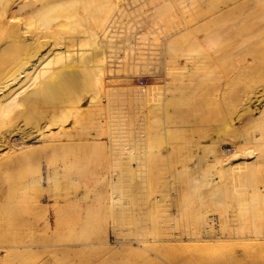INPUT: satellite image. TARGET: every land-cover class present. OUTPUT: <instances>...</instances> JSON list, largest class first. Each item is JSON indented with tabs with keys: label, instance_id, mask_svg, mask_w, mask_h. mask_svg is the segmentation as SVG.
<instances>
[{
	"label": "rangeland",
	"instance_id": "obj_1",
	"mask_svg": "<svg viewBox=\"0 0 264 264\" xmlns=\"http://www.w3.org/2000/svg\"><path fill=\"white\" fill-rule=\"evenodd\" d=\"M167 1L146 0L145 3L139 6L143 7L141 10L135 11L132 14L125 16V20L120 24V43L118 44L119 48H117L119 57L116 56L119 59V63L117 62L116 57L110 59H113V61L117 62L118 68H116L111 73H116V75L118 76L116 78H106V81L108 82V84H110L109 82L112 79H116V84H118L121 88L128 86V88L130 89H125L123 92L119 91V93H117L113 99V104L110 106H106V109L103 112L104 114H102L103 118L100 117V123L102 122L100 125V127L102 128L100 129L102 131L101 133L103 147L100 150H95L93 148L94 146L91 145L93 147L89 146V149L84 148L86 151L84 150L83 152L82 150L83 154L81 155V150H76L77 148L74 149L73 146H66L65 148H63L66 149L63 152L62 147L47 149L45 148V144L43 145V143H37L33 145L36 147H33L34 152L32 151L28 153L27 156L24 155V160L23 162H19L20 165L17 164L18 167L17 165L9 168L6 167V170L4 169V172L0 171V245L14 243V241L17 242L18 240L28 236V234L32 231L36 232L38 237H35L39 238L38 240L41 244L47 245L48 243L47 247L41 246L42 248L40 247L35 252L30 253H25V249H23V253L22 249L14 248L11 250L10 258L8 257L7 260L1 262L0 264H242V261H244L243 253L245 252V247L243 245V242L241 240L229 239L232 236L237 235V230L240 229L242 225H244L245 215L242 212L243 210H237V208H239V204L230 201L231 208L227 209L228 212L227 214H225L224 210L226 206H221L220 209H217L214 198L212 196L218 191H227L228 189V191H230V194H233V192L235 193L236 189L240 188L234 181L232 172H230L229 168H227L230 166H228L227 160L225 158L228 157L227 159H229V157H231L229 155H232V151L234 149L232 143L236 140V138L238 139L242 132L245 130V128L243 129V127L249 125L250 122H252L249 120L250 117L247 116L245 117L246 120L245 118L240 120L244 121V126L242 122L238 121L236 123V128L242 130V132L238 129H235L238 132L233 130L235 132L234 133L233 131H231L232 129H229L228 120L230 118L229 115L231 114L232 94L229 90L228 93L226 89L229 88L225 87H227L226 83L230 74L229 70L231 68V65L229 64L230 62H228V59L225 60V56L220 55V52L222 50V54L226 55L225 53H227V51H229L230 47L232 46L231 42L220 43L215 38L214 41L216 40L217 43L219 42L218 44H216L215 42L212 43L213 45L208 44L206 46V44L204 43L203 46H205L206 48H202L201 46L196 44L194 48L196 51L192 50L194 47L193 44L195 43L191 42L190 45L192 49L190 48V46L188 48L189 50L191 49L192 52L188 51V53L191 55L194 53L193 55H195V57H192L197 59V62H199V58L197 57L201 54H204V56L207 55V57L205 58H208L209 56V60L207 59V61L205 58L202 60L200 59L199 64L204 61L201 63L203 67L198 66L196 70H193L192 67L194 65V62L192 60L191 63L186 59L184 60V58H180L181 62L184 60L188 63H191H183L184 66H187L186 71L189 70V74L186 71H182L185 70L184 66L183 68H181L183 64L179 67L178 65H175L176 61H174L173 66H175V68L177 67V70L174 71V78H176L177 80L175 81V83L177 82L176 85L181 83L182 81H186L188 77L190 78L188 80L193 79V82L196 83V75L204 78L203 85L199 87L201 88L199 89V91L197 89V93L196 90L194 92L191 91V93L187 92V96H183L184 98L187 97L186 100L182 97V100L179 101V104L177 105L179 109H177V112H175L173 114L174 116H172L174 117V123H169V125L173 124L178 125L179 128L182 127V130L165 133L168 137H166L165 134H162V139H158L160 140V142L158 143V141L152 140L154 142L150 146H146V144L147 142L148 144L151 143H149V141H151V138H146L143 142H141L140 148L137 147L134 151L132 149V152L131 150H126V148L128 147H125L124 151L123 149L120 150L121 145L119 144L128 142L131 132L134 131L135 128L141 126V121L143 120H141V118L139 117L140 113L147 110L145 101H140L138 95H140V92L150 87L152 89H157L163 95L164 93L166 94L167 70L169 67V63L165 61L163 62L164 64L161 62H157L158 64L155 63L157 67H154V65H145L143 68H141L139 65L131 63V60L127 59V57L129 55H137V52H145L142 49L147 46L143 45L142 43L148 42L144 39L146 36V32L150 34V38L156 37V39H159L161 41L165 36L164 34L169 31L168 29L172 28L171 22L173 27L176 25H181L180 27H182V21H186V19L188 18V22L190 21L189 23L192 22L193 24V21L196 22L195 19H197V13L199 12L201 5L205 6L207 4V7L209 5H212V9L210 8L211 10L209 8H206L208 12H211L227 0H216L218 3L217 5L215 4L216 1L214 2V0H208L209 2H206V0H201L202 2L200 0H175V2L171 0ZM124 2L125 0H119V6H121V4H123ZM141 2L142 0H138V3ZM147 5H156L157 7H155V13L149 20L150 23L145 25L141 21L143 20L144 16L151 13V11H146L147 8L145 6ZM196 7H198V9ZM183 9L184 12H182ZM190 9H195L193 10L194 12H196L195 15L193 14V11H190ZM183 13L185 15H183ZM190 13L191 16L189 15ZM188 15L190 16V18ZM180 18L181 21H179ZM214 22L215 21L211 23L212 25H208L210 26L209 29L208 26L206 27L207 29H203V32L208 33V30H210L211 27H213V31H215V29H218V27H220V24H222L221 21H219L217 24L216 22ZM169 24L171 27L167 26ZM215 24L217 28H215ZM136 31L141 32L137 34L136 37L141 43V45H139L138 47L142 49L130 50L128 48L129 43L124 41L125 33ZM261 36H263V34H261ZM193 37H191L187 42L182 40V42L180 43L184 44L186 42L184 45L186 46L187 44L188 46V43H190V41L195 42L192 39ZM208 48L210 50L209 52L206 51L208 50ZM214 49H218L217 52L220 53H218L219 56ZM130 52L135 53L131 54ZM214 52L216 53L215 55L213 54ZM262 53L260 52L259 54ZM196 54L198 56H196ZM212 55L214 56L213 58ZM221 56L222 58H220ZM258 56H260V58L262 59L264 57V54ZM260 58L257 62L259 64ZM195 59L194 61H196ZM223 59L224 61H221ZM211 61H213V64ZM219 61L221 63H219ZM138 62H140V60ZM254 62L256 63V61ZM215 63H217L218 65ZM257 63L252 65L260 66ZM204 66L208 70H206ZM153 67L156 69H154ZM189 67H191L192 70ZM208 67H214V70L211 71H214L215 73H212ZM200 68H204V71ZM227 68L228 70H226ZM256 69H258L257 66ZM193 71H197L196 73L194 72V75L196 74L195 76L192 74ZM206 71L209 75L211 74V77L209 75L207 76ZM184 74H186V76H183ZM226 75H228L227 78ZM249 75L250 74H248L247 77L245 76V78H243L242 83L244 81L247 82V78H252V76ZM215 78L217 79L215 80ZM208 79L212 81L210 82ZM239 83L235 84L236 86L233 90L238 91L242 88L241 82ZM206 85H208L209 87ZM224 92H227L226 95ZM104 98L105 97L102 98V101L103 103L105 102V104H107V99ZM205 98H207V100ZM216 98L218 100H216ZM183 103L187 104L182 105ZM192 103L195 105L193 106ZM182 106L187 107H185L184 110ZM194 108L195 110L192 111L191 109ZM186 109L189 111H186ZM69 113L72 114L71 111H69ZM73 115L74 114H72L71 117V115L69 114L68 117L71 118L72 121L71 122L69 119L68 120L70 122L67 121L68 130L71 132H69L68 135L71 134L69 137L76 139V132H72V130L75 131V129H73V127L69 128L73 125L75 126V124H72L75 123V121L73 120V117L75 118V116ZM259 115L260 114L256 112H254V114L252 115L250 114L252 120H254L255 117V119H257ZM211 116L213 119L211 118ZM89 117H79L77 119L75 118V120H77L78 122H76V125H81L79 127L75 126V128L77 127L76 131L81 127L77 132L79 138L82 135V137H85L88 132L91 134H95L97 132V130H95V125L100 123H97V120H93L92 117V119L90 120ZM92 121H94L95 125ZM138 123L140 124L138 125ZM238 123H241L242 126L239 124V127H237ZM193 125L198 126L199 132L196 131L197 133L194 132L193 134V131H190L191 126V129H193ZM213 126L216 130L214 129L212 131V128H214ZM217 126L218 129L222 131H218ZM57 127L58 126L54 125V130L57 129ZM115 130L117 131V134L113 135L112 132ZM80 131L82 133H85L78 134L80 133ZM240 132L241 134L239 135ZM89 133L87 134V136L91 135ZM173 133L178 134L175 135ZM205 133L208 136H206ZM216 133L218 134V136ZM73 135L74 137H72ZM142 135L146 136L145 134ZM170 135L175 136L171 137ZM113 137H115L114 141H112ZM200 140H202V142H200ZM113 142H115V144L117 145L116 147L112 145ZM155 142H157L158 144L156 145ZM193 142L198 144L200 142V144L203 145H201L203 150L202 148H198L199 151L196 150V145L198 144H194ZM174 144L177 146H174ZM70 147H72V151L69 150ZM172 148H174V151H180H178V153L177 151L174 152ZM73 149L75 150V152ZM164 149L165 151H163ZM76 151H78V153ZM97 151H99V153H97ZM138 151L140 152L138 153ZM72 152L75 153L76 158H78L79 156V161L73 158L74 155L72 154L74 153ZM70 153H72L71 158ZM41 154L43 158H41ZM43 154H45V156ZM67 154L69 155V159L67 158ZM124 156L128 157L130 161L133 160V158L134 160L131 161L132 163L130 161L128 163L129 159ZM161 156H164L165 160L164 157L163 159L160 158ZM80 157H82L83 161ZM71 159H74L76 163H80V166H62V161L64 162L66 160L65 162H67ZM126 159L128 160L126 161ZM136 160L138 161L135 162ZM221 160H223V162H226L227 165ZM81 161L83 162V165ZM242 161L243 160H241L240 162ZM86 162L87 164H85ZM174 162L176 163L174 164ZM215 162H222L223 164H217ZM218 165H220V168ZM135 167L138 168V170ZM138 173L141 175H139ZM230 181H234L232 182V185ZM138 183L143 185H139ZM234 183H236V186L234 185ZM234 186L235 191L233 189ZM158 190H160V192ZM114 197L116 199L113 202ZM235 198V201H237V197ZM160 199L162 202L160 201ZM232 200H234L233 196ZM236 205H238V207ZM155 207L158 208V210ZM159 208L161 209L159 210ZM161 213H163L164 215ZM204 215L210 217L212 216L213 218L216 215L221 217L218 221V217L216 216L214 218V220H216L214 221V224L216 225L219 232L223 234L224 238L227 237L226 239L220 242L210 240H189L187 242L188 239H186L184 242H182V244L181 242L177 241L179 244L174 243L176 245L173 246H167L169 242L164 243L160 241L161 239H166L170 236L178 237L179 234H181V232L185 230V228L186 231L190 227L191 228L189 230H193L194 228H196V225L199 224L198 221H200L204 217ZM167 218H169V222ZM46 221L48 223L50 222L51 224L47 226L48 223ZM45 223H47L46 226ZM201 223L202 221L200 222V224ZM106 231L113 232L111 235V241L115 242L117 238H121L125 241L132 242L134 246L131 250H126L127 252H124L123 254L115 251L117 249L115 246L114 249H111L112 251H109V248L107 249L106 247L102 248V246H85L84 248L80 247L77 253L75 250V253H73L68 252V250L65 249L68 248L69 244H80V241H82V243H86L87 241L91 242V240H96ZM44 241L47 243H45ZM141 243L142 246H145V244L151 245H146L145 248H138V245ZM153 243L156 246L151 247ZM6 255L5 252L0 251L1 258H4ZM236 255H238L236 261L233 260L234 262H231L232 257ZM192 258H194V260L189 261L192 260ZM241 258H243V260ZM239 259L240 261H238ZM186 261H188V263Z\"/></svg>",
	"mask_w": 264,
	"mask_h": 264
},
{
	"label": "bare ground",
	"instance_id": "obj_2",
	"mask_svg": "<svg viewBox=\"0 0 264 264\" xmlns=\"http://www.w3.org/2000/svg\"><path fill=\"white\" fill-rule=\"evenodd\" d=\"M145 1L146 0H142L141 3H138V0H125V2L121 4V6H119V0H0V171L1 172H4V169L6 170V167L7 168L14 167L17 164L20 165L19 162H23L24 160L23 156L24 155L27 156L28 153L32 152L33 147H35L33 145L37 143H41V144L43 143V145L45 144V148L47 149L48 148L53 149L59 147L60 148L62 147L63 149L66 146H73L74 149L77 148L76 150L78 149L79 151L81 150V155L83 154L82 150L84 152L85 150L84 148L89 149L88 147L91 145L94 146L91 147H93L95 150H100L103 147L102 133H101L102 131L100 129L102 128L100 127L102 122L100 123V117L103 118L102 114H104L103 112L105 111L106 106H110L113 104V99L115 95L119 93V91L123 92L125 89L128 90L130 89L128 88V86L121 88L118 84H116L115 81L116 79H112L109 82L110 84H108V82L106 81V78H116L118 76L116 75V73H111V72L114 71L116 68H118L117 62L119 59L117 57H119L118 55L119 52H117V48H119L118 44L120 43L119 41L120 24L123 23V21L125 20V16L132 14L135 11L141 10L143 7H139V6L145 3ZM171 1L175 2V0H171ZM207 1L208 0H206V2ZM215 1L216 0H214V2ZM217 1L215 3L216 5L218 4ZM205 6L201 5L199 12L197 13V17H196L197 19H195L196 22L193 21V24L192 22L189 23L190 22V21L188 22L189 19L188 18L186 19L183 16L185 15L184 13L182 16L186 19V21H182L183 22L182 27H180L181 25L180 26L176 25L173 27L172 22L170 20L172 28L168 29L169 31H167V33L164 34L165 36L162 38L161 41L159 39H156V37L150 38V34L146 32L145 33L146 36L144 39L145 41L148 42L142 43L143 45L147 46L143 49L138 47L139 45H141V43L138 41V38L136 37L137 34L141 33L140 31L125 33L124 41L129 43L128 48L130 50L142 49L145 51L143 53L137 52V55L136 54L132 56L129 55L128 56L129 58L127 57V59L131 60V63L139 65L141 68H143L145 65H154L155 67L156 64L160 62L163 63L166 61L169 63L168 64L169 67L167 70L166 94L164 93L163 95L157 89H152L150 87L151 89L150 88L145 89L142 92H140V95H138L140 101H145L147 110L140 113L139 117L141 118V120H143L141 121V126L135 128L134 131L131 132L130 139L128 140V142L119 144L121 145L120 150L123 149L124 151L125 147H128L126 148V150H131L132 152V149L134 151L137 147L140 148L141 142H143L146 138L147 139L151 138V141H149V143L150 142L151 143L148 144L147 142L146 144V146L147 145L150 146L155 140L158 141L159 143L160 140L158 139L159 138L162 139L161 138L162 134L169 133L172 131L176 132L178 130H182V127L179 128L178 125H173V124L169 125V123L170 124L171 122L174 123L173 121L174 117L172 116H174L173 114L177 112V109H179L177 105L179 104V101L182 100V97L187 96L186 94L187 92L191 93V91L194 92L196 90L197 93V89L199 91V89H201L199 87L203 85L204 78L201 76H197L196 74H195L196 76L194 75V72L196 73L198 71L197 70V71H193L192 73L195 76L197 83L193 82L192 78H191L192 80H188L190 79L188 77V79L186 78L187 79L186 81H182L181 83L176 85L177 82L175 83V81L177 80L176 78H174V71L177 70L176 69L177 67L175 68V66H173L174 61H176L175 65L176 66L178 65L180 67L184 62H186L184 61L185 59L188 62H191L192 60L194 62L192 69L196 70L198 66L201 67L202 66L201 63L204 62L202 61L199 64L200 59L201 60L204 59L205 57H207V55L204 56V54L200 53L201 55L198 56L196 54V56H198L197 58H199V62H197V59L194 58L195 57V55H193L194 53L192 55L188 53V51H191L192 49L190 45L191 42L195 43L193 44L194 47L192 50H195L194 48L196 44L201 46L202 48L205 47L203 46L204 43L206 44V46L208 44L213 45L212 43L216 42V40L214 41L215 38L220 43L231 42L232 46L230 47L229 51L225 53L226 51L224 50L225 51L224 53L226 55L222 54V50L220 54L219 52H217L218 49L216 50L214 49L217 52V54L219 53L220 55L225 56L226 59L225 58L224 59L225 60L228 59L229 60L228 62H230L229 64L231 65V68L229 70L230 74L229 76L226 75V78L228 76V79L226 83L227 87H225V88H229L226 90L227 92L228 90L231 91L230 93L232 94L231 114L229 115L230 117L228 120L229 124L228 123L227 124L229 125V129H232L231 131H233L235 129H238L236 128V123L238 121L243 123L244 121H240V120L244 119L247 116L250 117V119L249 118L248 119L252 122H250V124L248 123L249 125L243 127V129L245 128L243 132L242 130L238 129L239 131L242 132V134L240 132L239 133V135L241 134L240 137L238 139L236 138V140L232 143L234 149L232 151V155L231 154L229 155L231 157H229V159H227L228 157L225 158L227 160L228 166H230L227 168H229L230 172H232V177L234 181L237 183L238 187L240 188L236 189L235 191L234 188L236 186L235 185L236 183H234L235 186L233 187V189L235 193L233 192V194H230V191H228L229 190L228 189L227 191L226 190L218 191L212 196L214 198V202L217 209H220L221 206L222 207L226 206L224 210L225 214H227L228 212L227 209L231 208L230 201L239 204V208H237V210L238 209L243 210L242 212L245 215L244 225L241 224L242 227H240V229L237 230V235L229 238L233 240H241L243 242V245L245 247L244 251L246 252V254L245 252L243 253L244 261H242V264H264V57L261 59L260 56H258L264 54L262 53L264 52V33H263L264 32V0H227L226 2L220 4L219 7H217L211 12H208L206 8L212 9V5H209L207 7L206 4ZM145 7L147 8L146 11H151V13L144 16L141 22L147 25L148 23H150L149 20L154 15L155 13L154 10H156L155 7L157 6L147 5ZM196 8L198 9V7ZM195 9H190V11H193ZM182 12H184V9ZM195 13L196 12H194L193 14L195 15ZM189 15L191 16V13ZM217 20L222 22V24L219 23L220 27H218V29H215V31H213V27H211L212 30L211 29L208 30L209 31L208 33L203 32V29H205L213 21L216 22ZM179 21H181V18ZM219 21H217L216 24ZM216 24H215V28H217ZM167 26L171 27L170 24ZM209 27L210 26H208V29ZM261 34H263V36H261ZM191 37H193L192 39L195 42L190 41V43H188V46L187 44L185 46L184 44L187 41H189ZM182 40L186 42L185 43L183 42L184 44L180 43L182 42ZM218 43L216 42V44ZM189 46L191 48L190 50L188 48ZM206 51L209 52L210 51L209 48ZM260 52L262 54H259ZM130 53L134 54L135 52L134 53L130 52ZM138 54L140 57L138 56ZM213 54L215 55L216 53L214 52ZM115 57L117 59V62L113 61V59L110 60L111 58H115ZM213 57L214 56L212 55V58ZM180 58H184V60L181 62ZM220 58H222V56ZM259 58H260V64L257 63ZM194 59L196 61H194ZM205 59L209 60V56L208 58ZM224 59L221 61H224ZM139 60L140 62H138ZM254 61H256V63L259 64L260 66L258 65L253 66L252 64H256ZM188 62L184 64H187ZM211 62L213 64V61ZM219 63L221 62L219 61ZM184 64L182 65L181 68H183ZM185 66H184L185 70H182L183 72H185L187 69V66L186 67ZM256 66L258 67V69H256ZM189 68L191 69V67ZM213 68L212 67L209 68L210 71L214 70ZM201 70L204 71V68ZM206 70L208 69L206 68ZM226 70H228V68ZM186 74H184L183 76H186ZM206 74L207 76L209 75L208 72ZM248 74H250L249 76H252V78L250 79L247 78L249 80L246 79L247 82L244 81L242 83L243 78H245V76L247 77ZM190 75H191V71H190ZM216 79L217 78H215V80ZM239 82H241L242 88L238 91L233 90L234 87L236 86L235 84ZM103 97L107 99L106 100L107 104H105V102L103 103L102 101ZM186 98L183 97V99L185 100ZM205 99L207 100V98ZM216 100L218 99L216 98ZM185 104L183 103L182 105ZM194 105L195 104H193V106ZM185 107H183L184 110ZM68 110L71 111L72 114H74L73 116H75L76 119L79 117L84 118L89 116H90L89 117L90 120L92 118L93 120L96 119L97 123L100 124L96 123L97 125H95L94 121L92 122L96 126L95 130H97V132L96 133L94 132L95 134H91L88 132L91 135L87 136L88 134L87 133L85 137H82L83 136L82 135L79 138L77 132L78 129H80L81 127L78 128L77 131L76 128L81 125L79 124L77 126L76 124L78 122L73 117L75 123L72 124H75V126L77 127L75 128V126L73 125L69 128L73 127V129H75V131H73L72 129L70 130H72V132H76L75 133L76 139L69 137L71 134L68 135L70 131L68 130L67 127L68 124L67 121L68 122L71 121V118L68 117L69 114L72 117V114L69 113ZM191 110L193 111L195 110V108ZM186 111L189 110L186 109ZM254 112L259 113L260 115L257 117V119H255L256 117L254 116L255 118L254 120H252L250 114L252 115L254 114ZM139 124L140 123H138V125ZM239 124L242 126L241 123H238L237 127H239ZM54 125L58 126L57 129L55 130L53 128ZM191 127H190V131H193V134L194 132L197 133L196 131L199 132L197 125H193V129H191ZM214 129L215 127L212 128V131ZM218 131H222V130L218 129ZM84 133L80 131V133L78 134H84ZM112 134L116 135L117 131L116 130L113 131ZM142 134H145L146 136ZM72 137H74V135ZM114 138L115 137H113L112 141L115 140ZM200 142H202V140H200ZM200 142L199 144L193 142L194 144H198L200 146L199 147L198 145H196L197 146L196 150H198V148H202L201 147L202 144H200ZM155 143L156 145L158 144L157 142ZM112 145L115 147L117 146L115 142H113ZM177 145L174 144V146ZM71 148L72 147L69 148L70 151H72ZM173 149L174 148H172V150ZM64 150L66 149H63V152ZM163 151H165V149ZM76 152L78 153V151ZM139 152L140 151H138V153ZM72 153H70V158L72 157L71 156ZM97 153H99V151H97ZM43 155L45 156V154ZM72 155H74L73 158L79 161L78 159L79 154L77 155L78 158H76L75 153ZM68 157L69 155L67 154V158ZM163 157L161 156L160 158L163 159ZM41 158H43L42 154H41ZM80 158L82 160V157ZM129 158H130V154H129ZM128 159H126V161ZM138 160H136L135 162H137ZM241 160L243 161L240 162ZM68 161L65 163L62 161L61 163L63 164L62 166L65 167L80 166V163L78 162L76 163L74 159ZM129 161L130 159L128 160V163ZM221 161L223 162V160ZM222 162H215V163L217 164L226 163V162L223 163ZM175 163L176 162H174V164ZM85 164H87V162ZM218 166L220 168V165ZM136 169L138 170V168ZM232 182L231 185L233 184ZM139 185H143V184H139ZM158 191L160 192V190ZM232 196L234 200H232ZM235 197H237L238 199L237 201H235L236 200ZM115 199L116 198L114 197L113 202ZM236 206L238 207V205ZM156 209L158 210V208ZM160 209L161 208H159V210ZM216 216H214V218ZM217 217L219 221V218L221 217L219 216ZM214 218L212 216L210 217L204 215V217L200 221H198L199 224H197L196 228H194L193 230L192 229L189 230L191 228L190 227L186 231L185 228V230L183 229L184 231H182L181 234H179V236L177 235L178 237L170 236L169 238L161 239L160 241L164 243L169 242L167 246L176 245L174 243L179 244L178 242H181L182 244V242H184L186 239H188L187 242L189 240H194V241L210 240L217 242L223 241L227 237L224 238L223 234L219 232L216 225L214 224L215 223L214 221H216L214 220ZM167 219L169 222V218ZM201 221L202 223L200 224ZM47 223H45V226ZM50 224L51 223L49 222L47 226H49ZM112 233H113L112 231L111 232L106 231L96 240L93 241L91 240V242L87 241L86 243L85 242L82 243V241H80V244L78 243L69 244L68 248L65 247L64 248L67 249L68 252L75 253L74 252L75 250L77 253L80 247L84 248L85 246L86 247L102 246V248L104 247H106L107 249L109 248L108 249L109 251H112L111 249H114L115 246L117 248L115 251H117L120 254H123L124 252H127L128 250L132 249V247L134 246L132 242L125 241L121 238H117L115 242L111 241ZM35 236H37L36 232L32 231L31 233L28 234V236L18 240L17 242L14 241V243L0 245V251L5 252V255L7 254L4 258H1L0 256V263L7 260L8 257L10 258L11 250L14 248L22 249V250L25 249V253L26 252L30 253V252H35L41 246L43 247L48 246V243L45 241L44 242L47 243V245L41 244L40 241L38 240L39 238H37L38 236L37 237ZM146 245L148 244L142 246L141 243L138 245L139 247L138 246L137 247L145 248ZM153 246L156 245H154L153 243L151 247ZM237 256L238 255L233 256L231 262H234L233 260L236 261ZM241 259L243 260V258ZM193 260L194 258H192V260L189 261H193ZM238 261H240V259ZM186 262L188 263V261Z\"/></svg>",
	"mask_w": 264,
	"mask_h": 264
}]
</instances>
